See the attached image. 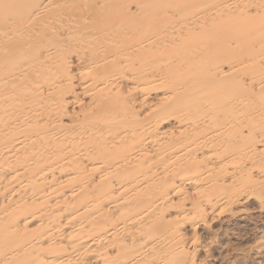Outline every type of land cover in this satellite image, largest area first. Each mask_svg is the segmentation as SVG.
Listing matches in <instances>:
<instances>
[{
    "label": "bare ground",
    "instance_id": "obj_1",
    "mask_svg": "<svg viewBox=\"0 0 264 264\" xmlns=\"http://www.w3.org/2000/svg\"><path fill=\"white\" fill-rule=\"evenodd\" d=\"M258 190L264 0H0V264H198Z\"/></svg>",
    "mask_w": 264,
    "mask_h": 264
},
{
    "label": "rangeland",
    "instance_id": "obj_2",
    "mask_svg": "<svg viewBox=\"0 0 264 264\" xmlns=\"http://www.w3.org/2000/svg\"><path fill=\"white\" fill-rule=\"evenodd\" d=\"M263 192H252L199 229L198 264H264Z\"/></svg>",
    "mask_w": 264,
    "mask_h": 264
}]
</instances>
